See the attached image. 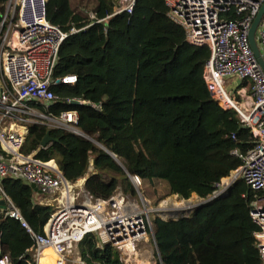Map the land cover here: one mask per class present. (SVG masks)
<instances>
[{
    "label": "trees",
    "instance_id": "obj_1",
    "mask_svg": "<svg viewBox=\"0 0 264 264\" xmlns=\"http://www.w3.org/2000/svg\"><path fill=\"white\" fill-rule=\"evenodd\" d=\"M8 2L0 0V25ZM115 2L47 1L48 22L68 35L53 79L76 76L77 83L52 86L57 101L46 113L59 118L76 112V127L88 139L32 123L22 152L55 161L70 184L84 179L93 162L85 191L95 199L108 200L119 188L136 196L130 176H138L142 185L164 182L170 195L182 200L210 199L242 166L234 152H250L253 135L238 113L213 100L204 79L211 52L186 42L164 0H137L133 14L106 20ZM48 132L52 140L43 147ZM2 184L0 197L4 193L13 202L33 234L43 235L53 205L41 204L39 198L46 197L22 180ZM257 196L239 179L225 196L189 217L155 218L156 264H263L250 214ZM34 249L22 222L1 214L0 258L28 264ZM78 250L84 264H125L115 247L101 248L95 234Z\"/></svg>",
    "mask_w": 264,
    "mask_h": 264
},
{
    "label": "built area",
    "instance_id": "obj_2",
    "mask_svg": "<svg viewBox=\"0 0 264 264\" xmlns=\"http://www.w3.org/2000/svg\"><path fill=\"white\" fill-rule=\"evenodd\" d=\"M47 1L9 0L0 25V68L7 81L0 85V191L6 179L29 181L41 195L63 197L65 202L55 208L43 235L31 232L20 211L4 193L6 208L0 216L21 221L31 233L35 249L28 264H40L48 248L58 256V264H67L89 234L99 238L101 248L115 247L125 264H139L147 252L144 243L154 242V238L153 210L139 190L142 181L138 176H130L137 190L134 197L119 188L108 200L87 194L80 201L74 187L51 162H42L33 154L22 152L29 134L28 124L78 131L76 112H64L59 118L46 113L57 101L52 86L77 83L76 76L53 79L60 48L68 35L48 22ZM164 1L169 18L184 29L186 42L211 52L204 79L213 100L247 119L243 125L253 135V149L246 155L238 151L234 154L242 160L237 170L240 179L258 194L250 214L258 227L254 237L264 264V71L249 41L250 29L264 0ZM136 3L137 0H116L113 13L106 20L124 13L133 14ZM229 15L233 16L229 18ZM256 38L264 58V16ZM228 81L242 85V92L250 89L252 103L248 107L231 97L225 88ZM77 262L84 264L81 258ZM0 264L11 262L4 256Z\"/></svg>",
    "mask_w": 264,
    "mask_h": 264
},
{
    "label": "rangeland",
    "instance_id": "obj_3",
    "mask_svg": "<svg viewBox=\"0 0 264 264\" xmlns=\"http://www.w3.org/2000/svg\"><path fill=\"white\" fill-rule=\"evenodd\" d=\"M4 82H7V81L0 68V85H3ZM236 85H240V84H238L237 82L228 81L226 83L225 88L231 94V97L238 104H240L241 106H244V102L246 101V99L248 100L251 97V95L248 92H246V95L236 94V91H237V89L235 88ZM91 174H92V165H91V168L89 169V173L87 174V176H90ZM239 179L240 177L237 171L232 173L228 178L224 179L220 183L214 196L221 194L225 188L230 187V185L234 184ZM80 183L79 182L75 183L77 185V188H74V191L77 195L80 196V201H81L82 197L84 196V190L80 189ZM139 190L141 194L144 197H146V199L150 203L151 209L153 210L151 214L153 220L155 218L170 219V218H177V217L179 218L186 217L189 215L188 212L190 211L193 212L196 206H198L200 203L204 201L198 198L196 195H193L189 200H182L178 198L177 196L170 195L168 185L160 181H155L154 184H148V183L143 182V185L141 186ZM176 204H178L180 208L176 209L174 207V205ZM159 212H162L165 215ZM174 212H178V215L175 217H172L171 213H174ZM140 248H142V246H140ZM146 251H147L146 258L149 259L150 264H156L159 257H158L157 249L153 241H151V243H149L146 246ZM79 257H80L79 250H76L73 253V255L70 257L69 261H72V262H68L67 264H79L77 262ZM148 259H146L147 262H148ZM57 263H58V259L56 260V264Z\"/></svg>",
    "mask_w": 264,
    "mask_h": 264
},
{
    "label": "water",
    "instance_id": "obj_4",
    "mask_svg": "<svg viewBox=\"0 0 264 264\" xmlns=\"http://www.w3.org/2000/svg\"><path fill=\"white\" fill-rule=\"evenodd\" d=\"M263 16H264V5H263V7L261 8V10L259 11V13L257 14V16H256V18H255V20H254V22H253V24H252V27H251L250 32H249V41H250L251 49H252V51H253V53H254L256 59H257V62H258V64L261 66V68H262L263 71H264V58H263V56H262V54H261V51H260L259 46H258V43H257V38H256L257 29H258V27H259V24H260V22H261ZM71 132H73L74 134H76V135H78V136H80V137L87 138V137L84 136L79 130H78V131H71ZM87 139H88V138H87ZM51 140H52V139H51V137H50V132H48V133H47V136L45 137V139H44L43 142H42V146L45 147V146H46ZM89 140L92 141V139H90V138H89ZM109 155H110V156H111V157H112V158H113L118 164L121 165V162L119 161V159H118L116 156H114V155H112V154H110V153H109ZM59 172H60V171H59ZM223 180H224V179H223ZM223 180H222V181H223ZM66 182H67V181H66ZM23 184L26 185V186L31 187L32 189H34L35 191H37L39 194H41V192L38 190V188L36 187L35 184H32V183H30L29 181H23ZM231 186H232V185H230V187H231ZM230 187H227V188H226L221 194L216 195V196H213V197H211L210 199L204 200L202 203H200L198 206H196L195 209L200 208V207H202V206H204V205L210 204L211 202H213L214 200H216V199H217L218 197H220V196H225V195L227 194L228 190L230 189ZM0 208H1V210H3V211H5V208H6V206H5V199H4V196H3V195L0 197ZM159 213H162V212H159ZM192 213H193L192 211L188 212L189 215L186 216V217H189ZM162 214H164V213H162ZM177 215H178V212L171 213V216H172V217H175V216H177ZM178 218H179V217H177V218H170V219H163V218H161V219H162V220H165V221H170V220H177ZM153 238H154V244H155V247H156V249H157V254H158V257H159V259H160V253H159V251H158V247H157V245H156V241H155L154 233H153Z\"/></svg>",
    "mask_w": 264,
    "mask_h": 264
},
{
    "label": "crops",
    "instance_id": "obj_5",
    "mask_svg": "<svg viewBox=\"0 0 264 264\" xmlns=\"http://www.w3.org/2000/svg\"><path fill=\"white\" fill-rule=\"evenodd\" d=\"M235 88L237 89V90H240V92L239 93H241L242 95H246V92H248V93H250V95H251V92H250V90H247V91H245V92H242V91H244V88H243V86L241 85H236L235 86ZM242 89V90H241ZM252 103V98L250 97L248 100L246 99V101L244 102V106L245 107H248L250 104ZM51 163L53 164V167H55L58 171H59V169H58V167H57V165H56V163H55V161H51ZM92 173H93V171H94V169H93V162H92ZM89 178V176H86L84 179H81V180H79V181H77V183L79 182H81L80 183V189L81 190H84V196L82 197V199L88 194L86 191H85V183H86V181H87V179ZM69 183V182H68ZM70 184V183H69ZM74 188H77V185L76 184H71ZM46 199H49L48 197H46V198H39V200H40V203L41 204H43V205H49V206H52V205H50V204H48V203H46L45 202V200ZM81 201H83V200H81ZM80 202V201H79ZM53 207H55V208H57L56 206H53ZM151 243V242H150ZM149 243H144V245H143V247H144V250H146V246L148 245ZM146 253L147 252H145V254L142 256V259L140 260V262L139 263H141L142 261L144 262L146 259H148V258H146ZM80 258V257H79ZM70 260V258H68V262H72V261H69ZM75 262V261H74ZM76 263V262H75ZM143 264H146L145 262L143 263ZM147 264H150V261H149V259H148V262H147Z\"/></svg>",
    "mask_w": 264,
    "mask_h": 264
},
{
    "label": "bare ground",
    "instance_id": "obj_6",
    "mask_svg": "<svg viewBox=\"0 0 264 264\" xmlns=\"http://www.w3.org/2000/svg\"><path fill=\"white\" fill-rule=\"evenodd\" d=\"M239 116H240L242 122L245 123V121L247 119L244 116L240 115V114H239ZM45 202L48 203V204H50V205L56 206V207H61V205H63L65 201H64L63 197H57V198H49V199H46ZM174 207L176 209L180 208V206L178 204L174 205ZM57 259H58V256L55 254V252L51 248H48V249H46L44 251V254H43V257L40 260V263L43 261L44 264H56V260ZM144 262L147 264V261L146 260ZM144 262L142 261L139 264H143Z\"/></svg>",
    "mask_w": 264,
    "mask_h": 264
}]
</instances>
